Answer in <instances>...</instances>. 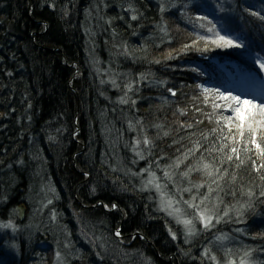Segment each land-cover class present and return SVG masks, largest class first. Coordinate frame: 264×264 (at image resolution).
I'll use <instances>...</instances> for the list:
<instances>
[{
  "label": "trees",
  "instance_id": "16d2710c",
  "mask_svg": "<svg viewBox=\"0 0 264 264\" xmlns=\"http://www.w3.org/2000/svg\"><path fill=\"white\" fill-rule=\"evenodd\" d=\"M252 12L264 0H0V264H264V157L203 88L226 79L214 59L264 82ZM200 16L242 47L205 50ZM146 170L174 179L194 234L133 185Z\"/></svg>",
  "mask_w": 264,
  "mask_h": 264
},
{
  "label": "snow or ice",
  "instance_id": "6c2138e0",
  "mask_svg": "<svg viewBox=\"0 0 264 264\" xmlns=\"http://www.w3.org/2000/svg\"><path fill=\"white\" fill-rule=\"evenodd\" d=\"M254 16H257L260 20H264V16L260 15L259 12H252L251 13ZM133 19H136L135 16L132 17ZM199 21H208V18L206 16H200L197 17L195 20L190 21L194 27L198 26L201 29H205L207 33H210L211 35H201L200 33H196L197 39L199 41L205 42V50H207V45L209 43L216 45L217 47H242L241 44L237 43L231 36L228 35H221L219 30H216L215 25H212V27H207L204 23H198ZM211 21H208V24H211ZM195 44L196 41H193ZM185 47H189L188 45H185ZM260 67L264 69V63L260 64ZM171 91V90H170ZM205 91H214L217 94V98L220 100H223L225 103L223 105L220 104H214V107L217 108H226L230 111V115L228 116H222V120L225 122V124L231 128L230 122L233 119V116L235 117V120L237 121V131L239 133V136L243 138L245 136V132H247L249 142L253 144L257 150V153L264 157V101L257 102L252 99H248L247 97H241L238 95H233L231 92H221L219 89H205ZM175 95V93H173ZM257 114L261 117V119H257ZM261 131V141L262 143H257L256 141V134L257 131ZM224 139H228V137H224ZM231 139L233 141L236 140V136L232 135ZM145 144L150 143L147 138L143 141ZM137 143H140L138 140ZM226 146V145H225ZM223 147L221 150H223ZM231 153L237 154L236 158L239 159L238 149L233 146L230 149ZM232 155H228L227 159L230 161L232 160ZM255 163V162H253ZM212 167L209 163H204L202 165V168L204 170H208ZM260 168H264V164H261L259 168H257V171H259ZM192 168H189L188 171L183 173L184 176L188 175V172L192 171ZM196 170H200L199 167ZM219 171L218 169L216 170ZM208 175L212 176L213 172L208 171ZM151 179H149L148 183H152L155 179V174L150 173ZM165 176H169L167 172H165ZM235 179V177H233ZM261 179H264V176L261 177ZM203 185H198L197 187H202ZM157 189L159 190L160 185L156 184ZM212 189L209 188V191ZM185 191H191V189H185ZM252 193L249 192V195ZM261 195L264 196V192H261ZM206 199V197H205ZM195 197L192 198L190 201H185L184 203L188 204L189 207L195 209L196 217L198 218L199 222L203 224L204 228H208L212 222V220L215 218L214 215L210 214L209 209H201L199 205H197L195 202ZM178 203V202H177ZM203 203V200L201 201ZM107 207V205H105ZM115 207V205H113ZM243 207V206H242ZM171 209V211H168L169 215L179 214L180 209L173 208V202L171 200L167 201L165 210ZM238 216L242 215L239 209H237ZM224 215L227 216L228 212L225 211ZM55 218V217H53ZM177 222L182 223L185 226L187 235L194 234L195 231V225L193 224V221L191 219H181L179 215H177ZM0 227L4 228H13L15 230V226L9 222L8 224L0 225ZM117 236L120 235L119 232L116 233ZM173 239H175V234H173ZM227 239L224 236L217 237L218 241H223ZM225 255L229 257L224 264H252V261L250 259L251 257V251L246 250L243 253V256L239 258V261L237 262L236 259L231 258V250L230 249H224ZM57 257H59L60 253L57 252ZM213 260H216L215 256L211 257ZM217 264H220L219 261H217Z\"/></svg>",
  "mask_w": 264,
  "mask_h": 264
},
{
  "label": "rangeland",
  "instance_id": "374dc122",
  "mask_svg": "<svg viewBox=\"0 0 264 264\" xmlns=\"http://www.w3.org/2000/svg\"><path fill=\"white\" fill-rule=\"evenodd\" d=\"M219 69L223 72H225V78L222 81L226 80V86L222 85V82H218L216 80H209L206 81L203 84V88L205 89H219L221 92H231L233 95H238L241 97H247L248 99L255 100L257 102L264 101V84L262 82H258L254 79L247 78L244 74H242L234 63H221L218 60H214ZM210 94H212L217 101H220L222 105L225 103L223 100H220L217 98V94L214 91H208ZM230 111L225 108V116L230 115ZM259 115V114H257ZM231 126L237 125V121L235 120V117L233 116L232 121L230 122ZM136 144H138L136 142ZM150 173H153L151 171H141L138 176L145 174V180L151 179ZM155 174V173H154ZM158 181V177L155 174V179L150 185H146L147 189L149 191H154L156 197H157V203L160 207V210L167 215L174 223L179 224L183 227V229L186 232L185 226L182 223L177 222V215L180 216L181 219H190L187 214V210H185L180 202L177 199H174L167 191L164 189L162 184H160ZM156 184L160 185L159 190L156 187ZM171 200L173 202V208L180 209L179 214L169 215L168 211H171V209L165 210L167 201ZM178 202V203H177ZM194 224V223H193ZM195 225V224H194ZM196 225H195V231L196 232Z\"/></svg>",
  "mask_w": 264,
  "mask_h": 264
},
{
  "label": "bare ground",
  "instance_id": "6f19581e",
  "mask_svg": "<svg viewBox=\"0 0 264 264\" xmlns=\"http://www.w3.org/2000/svg\"><path fill=\"white\" fill-rule=\"evenodd\" d=\"M72 67L73 68H75L77 71V73H78V71L79 72H81V70L79 69V65L77 64V62H74L73 63V65H72ZM86 72L87 73H91V68H90V65H88L87 67H86ZM84 73V72H83ZM85 74V73H84ZM137 147L139 146V143L138 144H135ZM144 153V151H142L141 149H137V150H134L133 152H132V154H134L135 156L136 155H142ZM147 160H149L148 158H147ZM146 160V161H147ZM151 162V160L149 161V162H147V163H150ZM105 165H107V164H104V166ZM107 167V166H106ZM105 169H109V168H105ZM146 171H150V170H146ZM152 172V171H151ZM140 174V173H139ZM138 174V175H139ZM158 177V176H157ZM156 182H159L160 184H162V186L164 187V189H166V191L172 196V194L174 193V190L176 189V186H177V183L174 181V179L173 178H171V177H164L163 179H160V177H158V181H156ZM137 185V187H139V190L142 192V193H145V194H147L148 195V197L153 201V202H155V203H157V197H156V195H155V193H154V191H149L148 189H147V187H146V185H150L151 183H148V180H145V174L144 175H141V176H138L137 178H136V180H135V183H133V185ZM134 185V186H135ZM137 190H138V188H137ZM41 193H42V196H46L47 194H48V191H47V189L45 188L44 190H42L41 191ZM173 197V196H172ZM174 198V197H173ZM175 199V198H174ZM101 201V200H100ZM99 201V202H100ZM97 203L96 204V206H98V205H100V203L102 204V202H100V203ZM157 205H158V203H157ZM103 207H104V209L105 210H107V211H110V212H112L113 210H115L116 209V206L115 207H113V206H107V207H105V205H103ZM158 207H159V205H158ZM160 208V207H159ZM118 209H119V207H118ZM117 209V210H118ZM121 210H124V208H121ZM120 209H119V211H121ZM123 214H125V216L127 217L128 216V213H126V212H123ZM128 218V217H127ZM121 227H125V224H124V226H123V224H121ZM119 233H120V235H119V237H121V232H120V230L118 231Z\"/></svg>",
  "mask_w": 264,
  "mask_h": 264
}]
</instances>
